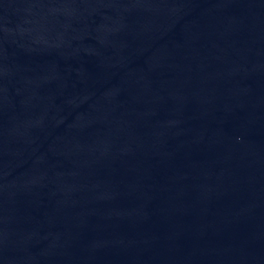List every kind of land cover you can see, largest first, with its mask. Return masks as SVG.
<instances>
[{
    "label": "water",
    "instance_id": "1",
    "mask_svg": "<svg viewBox=\"0 0 264 264\" xmlns=\"http://www.w3.org/2000/svg\"><path fill=\"white\" fill-rule=\"evenodd\" d=\"M0 264H264V0H0Z\"/></svg>",
    "mask_w": 264,
    "mask_h": 264
}]
</instances>
